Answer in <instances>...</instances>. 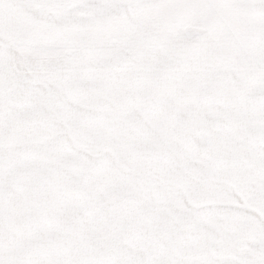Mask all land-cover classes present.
Listing matches in <instances>:
<instances>
[{
    "label": "snow or ice",
    "instance_id": "6c2138e0",
    "mask_svg": "<svg viewBox=\"0 0 264 264\" xmlns=\"http://www.w3.org/2000/svg\"><path fill=\"white\" fill-rule=\"evenodd\" d=\"M0 264H264V0H0Z\"/></svg>",
    "mask_w": 264,
    "mask_h": 264
}]
</instances>
